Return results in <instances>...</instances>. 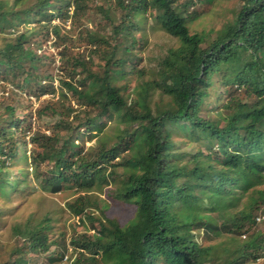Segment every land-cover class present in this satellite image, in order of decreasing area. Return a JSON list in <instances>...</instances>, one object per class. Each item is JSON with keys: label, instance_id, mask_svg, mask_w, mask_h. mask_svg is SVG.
<instances>
[{"label": "trees", "instance_id": "obj_1", "mask_svg": "<svg viewBox=\"0 0 264 264\" xmlns=\"http://www.w3.org/2000/svg\"><path fill=\"white\" fill-rule=\"evenodd\" d=\"M176 1L15 0L0 12L1 37L16 29L0 45V264H264V229L249 234L264 214V0H238L228 35L206 48ZM95 9L102 35L86 23ZM21 16L36 18L26 31ZM150 17L178 46L149 50L142 63L137 21ZM27 88L52 95L37 115L55 128L31 140L30 120L4 117ZM111 123L113 133L102 130ZM30 176L51 193L73 190L62 210L82 231L57 227L54 202L23 216L35 194ZM94 189H105L112 208L104 211ZM126 210L128 222L112 218ZM13 217L22 221L6 226Z\"/></svg>", "mask_w": 264, "mask_h": 264}, {"label": "rangeland", "instance_id": "obj_2", "mask_svg": "<svg viewBox=\"0 0 264 264\" xmlns=\"http://www.w3.org/2000/svg\"><path fill=\"white\" fill-rule=\"evenodd\" d=\"M185 1L186 0H177L176 4L179 7V9L185 11V15L188 18L187 27L189 29V33L191 35L197 34L199 36L200 46L202 48H206L212 42L216 41L220 35H228V32H226L227 30L226 27L232 24V21L236 18V16L238 15V11L241 8V3H239L238 0H201V1L188 0V2H185ZM14 2L15 0H0V12L5 13L6 12L5 6L11 7L12 3ZM27 6L28 4L25 3L21 10L26 9ZM98 13L99 11L95 9L90 15V18H89L90 20H88L86 23L88 25V28L91 30V32L97 35H102L103 26H99L98 22L101 25H105V20L104 18H101L99 21V17L96 15ZM8 17L10 19V16ZM28 18L29 19L31 18V19L28 21V23H26L24 16H21L20 18L21 24L19 27L21 31H26L28 28H30L32 26L31 25L32 22L36 19V18L32 19L33 17H28ZM11 23L12 24L17 23V21L15 19H11ZM54 23H58V19H56ZM137 24H140V26L144 25L142 34L146 41V44H145L146 46L144 45L140 47L138 46V44L136 45L137 48H139L141 52V57L143 58L142 63H144V61L147 60V51L149 50H152L154 55H159L162 51L166 50L169 46H174V47L178 46V41L165 35V33L160 28L159 24L156 21H154L152 17L148 18L147 21L142 24L137 21ZM9 32H10V36L8 37L7 36L1 37V33H0V45L1 44L6 45L8 42L14 41V39L16 38L15 37V33H16L15 27L10 28ZM140 35H141L140 32H136L135 37L139 38ZM36 36H40V32L36 33ZM30 46L31 44L27 45L26 47H30ZM48 50L51 53H54L52 55L54 57V60L57 61L58 57L55 55L56 50L52 47L51 48L48 47ZM16 53L19 54V52H16ZM37 53L40 55L46 54V52L44 53L43 49L40 51L38 50ZM46 61L48 62L49 60L46 59ZM56 65H57V62H54L53 66L55 67ZM1 71H2V67L0 66V73ZM5 80H6L5 76L0 74V96L2 95V92H4V87L6 85L4 83ZM29 81H32V79H29ZM116 84H121V82H117ZM54 85L56 87L54 90L55 93L51 92L50 94H55L54 98L56 99L57 95L60 92V90L58 89V86H59L58 79L54 80ZM9 87L16 89L15 86L10 85V84H9ZM61 90H64V89L62 88ZM50 94H45L37 98L33 96V93H31V89L27 88L24 90L23 98L19 100V104H17L14 101H11L13 102L12 104L13 109L12 111H8V113L4 115V117L8 121L14 119V117H18L20 119H27V121L30 120L31 121L30 126L32 127V130L34 132L29 136V140H31L30 137L33 134L35 135L36 139L40 138L44 134L48 135L50 130L51 131L55 130V128L51 125L50 120L48 118L39 117L37 115V110L39 106L44 102L45 99L52 98V95ZM68 95H70V93H68ZM246 102L252 103L253 100L248 99ZM4 108L5 106L0 103V113L4 111ZM221 113H225V109L219 112V114ZM30 115H31V119H28ZM28 125L29 124L27 123L22 124L23 127L28 126ZM114 128L115 127L113 123H111V124H107V126L102 128V130L105 129L111 134L115 131ZM100 130H101V127L100 128L98 127L95 129V131H93L94 133L91 136L86 135L85 137H83L85 147H88L91 144H93V142H95L97 136L100 135L99 134ZM19 135H20V132H17V134H14L15 137ZM180 139L181 138H178L176 140H180ZM14 141H16V139H14ZM22 154L23 152L18 153L17 158L20 157ZM235 164H237V162H235ZM21 170L22 169H20V171ZM16 174H19L18 173V162L16 163L14 167H12L11 177ZM102 174L106 175V171L103 172ZM103 177L104 176H101V179ZM28 180L31 183L30 185L31 187L28 191L30 192V190L33 188V191L35 194H31L27 197V202H26L27 211L24 212L25 215L23 216H26L29 212H32V211H35L37 213H43L48 208H53V207H50V205L54 202L56 204V207L53 208L55 212L52 213L53 215L52 217L55 218V222L58 223L57 225L58 228L64 229L67 233V236L71 234L74 230L76 232H80L84 229L82 225H79L78 223L79 220L77 217H73L70 215L68 211L62 210L64 205H66V202L76 196L72 189H62L59 192L51 193L48 190H44L42 189L41 186H39V181L35 179V176H30ZM258 188H264V184L263 185L259 184ZM94 190L95 191L93 192L98 193V196L101 198L100 203L107 205L106 207H104V211L106 212L109 208H112V204H113L112 199L108 198L105 195V189H103V191H100L101 189H94ZM239 192L241 194V190ZM248 196L249 195L247 194L245 197H242L240 201L234 203L233 204L234 207L237 210H244L246 204L250 202L249 200H247ZM17 204L18 203H14V206H16ZM207 205L208 204H206V206ZM233 205H231L230 210H234ZM122 213L123 214L121 215L113 214L112 218L118 222H128L127 215L133 214L131 211H128V210ZM200 216H204L203 213ZM21 218L13 217L8 222H6V226H8L10 223L11 225L13 224L11 220H21L22 221ZM254 218L257 224L252 229H250L249 234L255 231H262L264 229L263 212L258 211ZM85 224L88 227L87 221H85ZM131 230L139 232L138 231L139 228H132ZM2 231H3V227L0 226V232ZM198 234L201 235L200 233ZM199 235L198 237H195V240H199V237H200ZM247 235L248 234H246V236ZM239 240H243V239L239 238ZM211 243L214 244L216 242L214 241ZM205 244H208V243H205ZM6 245L8 244L6 243ZM219 256H222V255L219 254ZM66 259L67 258L65 257V260ZM221 263L222 262H220V264ZM261 263H263V258L258 259L257 261L253 262V264H261ZM248 264H250V262Z\"/></svg>", "mask_w": 264, "mask_h": 264}, {"label": "built area", "instance_id": "obj_3", "mask_svg": "<svg viewBox=\"0 0 264 264\" xmlns=\"http://www.w3.org/2000/svg\"><path fill=\"white\" fill-rule=\"evenodd\" d=\"M64 260H65V258H64Z\"/></svg>", "mask_w": 264, "mask_h": 264}, {"label": "clouds", "instance_id": "obj_4", "mask_svg": "<svg viewBox=\"0 0 264 264\" xmlns=\"http://www.w3.org/2000/svg\"><path fill=\"white\" fill-rule=\"evenodd\" d=\"M257 260H258V259H257ZM257 260H256V261H257Z\"/></svg>", "mask_w": 264, "mask_h": 264}]
</instances>
